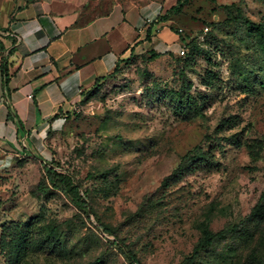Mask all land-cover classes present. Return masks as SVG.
I'll list each match as a JSON object with an SVG mask.
<instances>
[{
	"label": "rangeland",
	"instance_id": "1",
	"mask_svg": "<svg viewBox=\"0 0 264 264\" xmlns=\"http://www.w3.org/2000/svg\"><path fill=\"white\" fill-rule=\"evenodd\" d=\"M84 1L97 13L109 1L151 6L152 45L63 118L43 147L0 157V234L15 224L50 234L53 245L27 264H129L114 241L140 264L264 259V46L247 24H264V0ZM152 52L161 56L153 61ZM236 134L241 145L230 142ZM200 156L208 162L189 170ZM45 165L81 187L89 218L52 188ZM204 225L228 234L195 253Z\"/></svg>",
	"mask_w": 264,
	"mask_h": 264
},
{
	"label": "crops",
	"instance_id": "2",
	"mask_svg": "<svg viewBox=\"0 0 264 264\" xmlns=\"http://www.w3.org/2000/svg\"><path fill=\"white\" fill-rule=\"evenodd\" d=\"M152 10L127 1L97 13L84 0H0V157L43 147L98 80L147 50Z\"/></svg>",
	"mask_w": 264,
	"mask_h": 264
},
{
	"label": "trees",
	"instance_id": "3",
	"mask_svg": "<svg viewBox=\"0 0 264 264\" xmlns=\"http://www.w3.org/2000/svg\"><path fill=\"white\" fill-rule=\"evenodd\" d=\"M172 10L173 9L167 11L166 15L172 12ZM165 20H167V18H165ZM247 24L249 26L250 32L256 35L255 37L259 40L260 46H264V24H259V25H255L253 23H247ZM147 30H148V36L145 38L146 41L147 38L150 36L149 29ZM190 44L191 42L183 43L186 51L184 56L190 54L188 49V47L191 46ZM196 49L199 51L202 50L200 47L193 46L191 48V50L193 51H195ZM134 56H135L134 53H132L129 60H132ZM160 56H161L160 54L152 52L151 59L155 61ZM129 60L118 62V66L115 72L106 78L98 80L94 90L102 86V84L105 83L110 77L117 74L123 65L129 63ZM94 90H92L87 94V97L84 99L83 102H85L88 99V97ZM187 104H189V99L187 101ZM239 137L240 135L238 134L232 136L230 139L231 144L241 145L242 141ZM247 145L249 146V144ZM201 162H208V161L205 160L203 156H200L199 158L195 159L192 162L189 170H192L193 168L195 169L198 164H202ZM208 164H210L209 166L212 168L217 167L213 163H208ZM44 172L52 188L54 190L60 191L63 194H65L78 208V210L84 213L85 215H87V217L89 218L90 214H92L91 207L88 205V201H87L88 199L86 195L85 194L82 195V189L78 184H76L75 180L69 176L59 173L56 170V168L51 165H45ZM258 210L259 209H257L256 211ZM31 230H32L31 226H22L21 224H15L10 227L2 229V232L0 234V243L3 245L5 257L7 259L6 260L7 264H27L28 258L32 253H35L38 250L43 249L47 245L48 246L53 245V243L50 241L51 238L50 234L45 236L44 233H42L37 236ZM102 230L104 232H109L108 228L102 227ZM201 233H202V237L199 241L198 247L195 249V253H197L199 250L203 248L210 247L214 243L217 237H225L228 234L227 231H223L215 235L211 232L208 225L203 226ZM35 236L37 237L35 238ZM112 244L125 256L129 264H140L136 255L133 252H131L126 245L120 243L119 241H114L112 242ZM254 263L264 264V259L255 260ZM92 264H99V263L96 262Z\"/></svg>",
	"mask_w": 264,
	"mask_h": 264
},
{
	"label": "built area",
	"instance_id": "4",
	"mask_svg": "<svg viewBox=\"0 0 264 264\" xmlns=\"http://www.w3.org/2000/svg\"><path fill=\"white\" fill-rule=\"evenodd\" d=\"M205 31L207 32L208 31V29H205ZM185 53H186V51L185 50H182V55H185Z\"/></svg>",
	"mask_w": 264,
	"mask_h": 264
}]
</instances>
